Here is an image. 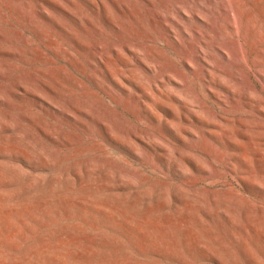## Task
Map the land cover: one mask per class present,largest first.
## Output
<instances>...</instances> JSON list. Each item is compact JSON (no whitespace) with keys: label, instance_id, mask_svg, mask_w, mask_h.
<instances>
[{"label":"rangeland","instance_id":"obj_1","mask_svg":"<svg viewBox=\"0 0 264 264\" xmlns=\"http://www.w3.org/2000/svg\"><path fill=\"white\" fill-rule=\"evenodd\" d=\"M0 264H264V0H0Z\"/></svg>","mask_w":264,"mask_h":264},{"label":"bare ground","instance_id":"obj_2","mask_svg":"<svg viewBox=\"0 0 264 264\" xmlns=\"http://www.w3.org/2000/svg\"><path fill=\"white\" fill-rule=\"evenodd\" d=\"M150 2V1H149ZM84 18V17H83ZM52 24H53V27H56V28H60V26L56 23V22H52ZM62 27V26H61ZM80 44V43H79ZM81 47V46H80ZM127 47V46H126ZM85 48V47H84ZM95 49H97V46H95ZM134 50V49H133ZM122 51H123V49H122ZM92 52V51H91ZM123 52H125L126 54H127V56L129 55V56H134V53L133 52H131V51H129V49L128 48H125V50L123 51ZM99 54V53H98ZM109 54H111L113 57H115L116 56V54H117V51L113 48V47H111L110 48V50H109ZM185 54H187V52L185 53ZM184 54V55H185ZM93 56V58H95V57H97V56H95V55H92ZM105 56V55H104ZM118 56V55H117ZM92 58V57H91ZM110 58V57H109ZM117 58V57H116ZM96 59V58H95ZM95 59H93V60H95ZM103 59V58H102ZM106 59L109 61V63H110V59H108V57H106ZM128 58H126V60H127ZM131 60V59H130ZM130 60H127V61H130ZM96 61V60H95ZM120 61V60H119ZM114 62V61H113ZM91 63V62H90ZM97 63V62H96ZM99 63V62H98ZM115 63V62H114ZM128 63V62H127ZM115 65H116V63H115ZM100 66V65H99ZM103 67H106V68H109V67H107V65L106 64H104V66ZM110 69V68H109ZM127 69V67L124 69V70H122V71H120V70H113L114 72H115V75L118 77V80H120V81H122L121 83H120V85H122V86H125V84L124 83H130V81H131V78H129L128 76H127V74H129V71L128 70H126ZM100 71V70H99ZM108 71H110V70H108ZM113 71H111V72H113ZM101 73H103L102 71H100ZM100 73V74H101ZM106 76V75H105ZM107 76H109V77H111L110 76V74L109 75H107ZM108 77V78H109ZM119 81V82H120ZM109 82V81H108ZM110 83V82H109ZM131 84V83H130ZM136 92H140V93H142V94H144V92H143V90H142V88H140V87H136ZM138 94V93H137ZM135 96V95H134ZM139 99H141L140 97H139ZM150 101H151V99H150ZM141 102V101H140ZM144 103V102H143Z\"/></svg>","mask_w":264,"mask_h":264}]
</instances>
